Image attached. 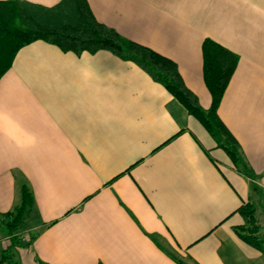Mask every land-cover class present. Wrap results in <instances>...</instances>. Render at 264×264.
I'll return each mask as SVG.
<instances>
[{
  "label": "crops",
  "instance_id": "obj_1",
  "mask_svg": "<svg viewBox=\"0 0 264 264\" xmlns=\"http://www.w3.org/2000/svg\"><path fill=\"white\" fill-rule=\"evenodd\" d=\"M85 1L98 22L173 61L202 108L203 39L236 56L217 116L252 178L134 63L31 41L0 75V216L21 183L32 197L14 261L264 264V0ZM245 202L262 251L236 231ZM8 243L0 229V249Z\"/></svg>",
  "mask_w": 264,
  "mask_h": 264
},
{
  "label": "trees",
  "instance_id": "obj_2",
  "mask_svg": "<svg viewBox=\"0 0 264 264\" xmlns=\"http://www.w3.org/2000/svg\"><path fill=\"white\" fill-rule=\"evenodd\" d=\"M38 39L62 51L106 50L134 63L161 84L201 124L237 172L252 178L237 141L217 116L218 103L236 63V56L227 49L208 38L201 43L202 79L210 96L209 106L202 108L196 96L184 85L173 61L123 38L113 28L98 22L85 0H59L52 6L24 0H0V75L9 67L18 48ZM31 202L28 188L21 183L18 204L0 216V226L9 241L0 249V264H21L12 259L11 250L18 244L17 227ZM237 212L243 219V224L236 230L238 235L262 251L263 242L257 235L253 204L242 203Z\"/></svg>",
  "mask_w": 264,
  "mask_h": 264
},
{
  "label": "rangeland",
  "instance_id": "obj_3",
  "mask_svg": "<svg viewBox=\"0 0 264 264\" xmlns=\"http://www.w3.org/2000/svg\"><path fill=\"white\" fill-rule=\"evenodd\" d=\"M0 229H1L2 231H4L3 227H1V226H0ZM2 234L5 235L4 233H2ZM2 248H3V247H2ZM11 256H12V259L14 260L15 257H14V255H13V253H11ZM3 264H6V263H3Z\"/></svg>",
  "mask_w": 264,
  "mask_h": 264
}]
</instances>
